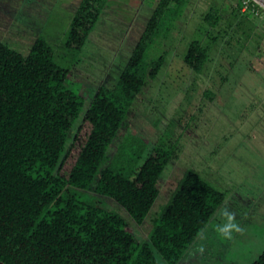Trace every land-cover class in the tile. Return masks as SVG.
I'll return each instance as SVG.
<instances>
[{
  "label": "trees",
  "instance_id": "1",
  "mask_svg": "<svg viewBox=\"0 0 264 264\" xmlns=\"http://www.w3.org/2000/svg\"><path fill=\"white\" fill-rule=\"evenodd\" d=\"M231 0H224L229 7ZM247 6L264 10L253 0ZM188 0H160L112 87L99 85L78 123L86 99L69 85L48 41L37 37L23 54L0 39V261L5 264H177L225 199L197 172L187 170L149 229L140 226L160 193L159 179L173 156L153 146L140 156L110 162L108 147L165 55L146 60L168 12ZM107 0H80L70 19L65 47L80 51ZM246 6V7H247ZM244 0L233 11L241 14ZM212 6L204 21L221 19ZM208 49L192 40L184 62L201 72ZM103 165V166H102ZM111 198L127 216L79 190ZM248 264H264V248Z\"/></svg>",
  "mask_w": 264,
  "mask_h": 264
},
{
  "label": "rangeland",
  "instance_id": "2",
  "mask_svg": "<svg viewBox=\"0 0 264 264\" xmlns=\"http://www.w3.org/2000/svg\"><path fill=\"white\" fill-rule=\"evenodd\" d=\"M80 0H0V39L28 53L41 36L56 60L71 68L69 85L86 99L99 85L112 87L160 0H107L80 51L65 47L70 19ZM188 0L163 20L146 60L165 55L157 76L148 79L117 137L110 162L138 157L151 147L173 152L159 179L160 193L140 226L128 229L146 240L157 215L187 170L224 192L225 199L177 264H248L264 248V10L236 0ZM218 7L214 28L204 14ZM263 8V7H262ZM264 9V8H263ZM192 40L208 49L201 72L184 62ZM103 166V165H102ZM127 216L111 198L79 190ZM160 264L164 259L155 253Z\"/></svg>",
  "mask_w": 264,
  "mask_h": 264
},
{
  "label": "water",
  "instance_id": "3",
  "mask_svg": "<svg viewBox=\"0 0 264 264\" xmlns=\"http://www.w3.org/2000/svg\"><path fill=\"white\" fill-rule=\"evenodd\" d=\"M256 3H258L261 7L264 8V0H254ZM0 264H5L4 262L0 261Z\"/></svg>",
  "mask_w": 264,
  "mask_h": 264
},
{
  "label": "built area",
  "instance_id": "4",
  "mask_svg": "<svg viewBox=\"0 0 264 264\" xmlns=\"http://www.w3.org/2000/svg\"><path fill=\"white\" fill-rule=\"evenodd\" d=\"M254 1V0H253ZM244 3H245V7L247 6V3H248V1L247 0H244Z\"/></svg>",
  "mask_w": 264,
  "mask_h": 264
},
{
  "label": "crops",
  "instance_id": "5",
  "mask_svg": "<svg viewBox=\"0 0 264 264\" xmlns=\"http://www.w3.org/2000/svg\"><path fill=\"white\" fill-rule=\"evenodd\" d=\"M262 251V250H261Z\"/></svg>",
  "mask_w": 264,
  "mask_h": 264
}]
</instances>
